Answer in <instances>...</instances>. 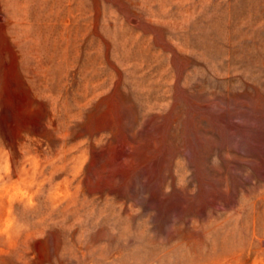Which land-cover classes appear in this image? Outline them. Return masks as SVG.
<instances>
[{"label":"rangeland","instance_id":"374dc122","mask_svg":"<svg viewBox=\"0 0 264 264\" xmlns=\"http://www.w3.org/2000/svg\"><path fill=\"white\" fill-rule=\"evenodd\" d=\"M0 264H264V0H0Z\"/></svg>","mask_w":264,"mask_h":264}]
</instances>
